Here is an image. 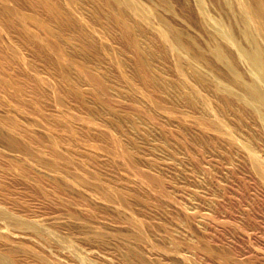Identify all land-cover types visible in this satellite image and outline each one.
<instances>
[{"label": "bare ground", "instance_id": "6f19581e", "mask_svg": "<svg viewBox=\"0 0 264 264\" xmlns=\"http://www.w3.org/2000/svg\"><path fill=\"white\" fill-rule=\"evenodd\" d=\"M0 98L2 102L6 101L0 106V152L6 158L3 157L5 161L10 160V164L7 163L9 161L6 162L9 165L3 160L7 167L2 162L5 170L0 169V264H197L201 262L200 259L199 262L195 259L194 263L192 259L196 258L195 254H189L184 248L190 243L184 242V245L181 238L177 239L185 231L181 224L187 219L184 218L185 221L180 224L182 227L178 225L181 221L178 224L172 221L178 214H181L180 217L184 215L187 218L192 216L191 220L196 219V211L200 207H195L197 203H190L189 206L194 205L193 210L198 209L194 212L197 215L193 216V211L189 210L192 212L190 213L185 209L189 204L187 200L188 204H183L185 207L180 205L186 196L183 198L182 195L181 200L174 199L178 200V205L170 197V192V196L167 193L165 196L159 194L162 184L159 185L158 179L161 176L164 177L163 180L166 179L163 188H167V191L181 182L176 179V174L181 173V159L189 155L182 150L184 144L178 148V140L184 138L194 149L205 148L204 152H211L216 146L227 148V152L230 149L231 154L234 153L232 150L239 152L242 156L236 153L239 156L236 157V162L232 161L235 154L232 155L233 158L228 154L233 165L240 161L239 158H243L242 164L248 168L247 172L254 173V177L257 176L262 181L261 185H264V0H0ZM166 126L168 129L176 128L182 138L176 139L175 133L173 135ZM188 146L186 145V150L191 148ZM218 151L216 152L220 154ZM204 152L202 151V155L205 156ZM207 154L212 156L213 153ZM224 158L228 160L227 156ZM222 160L218 159L216 162ZM129 162L136 163L135 166L142 165V168L148 167L147 172L153 175H150L152 179L143 177L145 173L140 175L141 169L139 175L135 173L132 169L134 166ZM203 162L199 164L197 160L199 165L195 167L196 170L201 171L207 167V162ZM233 165H230L231 168ZM243 165L241 167L244 168ZM187 168L180 170L185 172ZM236 168L227 172L233 174ZM207 169L209 168L206 171ZM210 169L213 170L212 166ZM204 171L201 173L204 174ZM239 171L241 172L240 169ZM208 173L206 175L209 176ZM215 173L211 176L217 177L220 174L214 175ZM6 174L21 179V185L33 182L32 184L40 187L33 185V188L41 191L46 189L44 183L48 179L46 184L51 185L59 199L61 194L70 195V201L74 199L72 203L75 201L78 210L72 207L69 200L62 201H69V209L74 208L79 212V217L73 216L71 210L74 218L70 219L68 207L67 211L62 210L65 212L62 216L63 213L58 215V209L54 216L39 212V208L38 211L37 207L34 209L30 206L32 200L41 199L38 191L33 192L31 187L32 193L39 196V199L31 198L32 200L27 199L24 194H16L9 185L19 184L16 183L17 180L6 183ZM183 174L186 176L187 173ZM183 174V178L189 177H184ZM203 174L197 175L196 180H201L200 176ZM220 175L217 180H221ZM11 176L9 177L12 179ZM193 177L192 181L195 179ZM205 178L204 176L202 179ZM252 178L250 179L255 184H259ZM176 180L179 183L173 185ZM209 181H212L210 177ZM203 183L205 182L202 185ZM213 183L215 182L212 181L211 184ZM179 186L177 188H181ZM157 187L160 188L157 190ZM197 187L199 186L196 185ZM204 187L200 185V188ZM250 188L248 187L249 191ZM217 189L214 186L212 190ZM226 189L227 192L233 191H228L230 187ZM192 190L189 191L193 193ZM182 191L186 190L182 188ZM197 192L199 197L201 193H198L201 191ZM50 193L52 194L51 190ZM246 194L249 195L247 192ZM52 195L54 199L55 196ZM191 195L196 197L195 193L194 196ZM245 197L243 199L247 198ZM251 198L249 199L252 200ZM157 201L160 206L162 204L165 208L178 212L172 220L168 213L162 211L174 225V228L168 225V229L176 230L178 236L172 237V234L159 232L162 228H158V231L157 228L153 229L151 226L154 222L150 223L152 221L148 222L151 226H144L147 223L143 222L144 219L147 220L145 217L151 220L152 214L159 209L155 210ZM224 201L226 200L223 199ZM200 202L201 200L198 205ZM205 202L202 201L201 204ZM56 205L59 206L60 203ZM223 205L222 209L225 207ZM233 205L235 204L231 206ZM164 206L160 208L163 210ZM105 209L109 214L107 211L105 213ZM241 209L245 212L244 208ZM97 210L107 216L111 214L106 218L112 223L125 219L122 224L119 221L110 226L106 224L109 229L121 227V231L127 232L126 236L118 235L115 241L116 244L119 242L122 249L119 248L124 252L116 250L118 247L110 252L94 249L91 242H88L91 239H87L90 236L86 235V238L85 231L79 230L85 236L81 237L82 234L77 231L79 227L88 226L91 229L89 231L94 232L93 235H107L106 231H100L101 223L105 222L100 219V211L99 217L94 215L93 211ZM221 212L220 209L219 213ZM227 214L229 215L228 211ZM243 214L239 213L238 217L240 215L241 218ZM233 215L237 216V213ZM234 216L233 219H236ZM198 222L200 221L193 220L192 223L202 229L204 225ZM118 223L121 224L120 227ZM158 223L160 225L156 226ZM158 223H155L156 227L161 226V222ZM208 223H212L213 227L216 222L214 220V223ZM190 225L193 229V225ZM165 226L163 225V231ZM209 227H206L207 230ZM87 228L85 230L89 232ZM103 228L105 230L106 227ZM109 229L107 230L110 231ZM185 229L192 231L186 227ZM230 230L232 232L229 228V235L225 234L228 237L231 236ZM197 231L202 232L200 229ZM224 231L223 235L228 233V230ZM110 233L115 238L112 231ZM196 233V240H199L200 233ZM186 235L192 239L187 240ZM181 236L193 243L194 236L189 232ZM209 237L211 238L210 235ZM157 240L162 242L161 244L159 241L161 246ZM202 244L204 246L203 241ZM20 247H27L26 250L31 249L32 252L29 250L27 253L20 250ZM191 247H188V251ZM196 247L198 245L192 248L195 250ZM231 249L233 254L235 248ZM222 260H225L224 257L219 261ZM239 260L241 258L236 261ZM236 261L235 264H242L243 259L241 262Z\"/></svg>", "mask_w": 264, "mask_h": 264}, {"label": "rangeland", "instance_id": "374dc122", "mask_svg": "<svg viewBox=\"0 0 264 264\" xmlns=\"http://www.w3.org/2000/svg\"><path fill=\"white\" fill-rule=\"evenodd\" d=\"M0 101L2 102V99H1V98H0ZM3 101H4V100H3ZM5 102H6V101H5ZM5 102H2V103L0 104V106H2L3 103H5ZM166 127H167V126H166ZM168 128H169V127H167V130H169L173 135H174V133H175V136H174V137H175L176 139H177V138H178V139H179V138H182V136H181L180 134L178 135L179 132H178V130H177L176 128H174V127H173V128H170L171 130L168 129ZM172 129H173V130H172ZM174 129H175L177 132H176ZM172 131H173V132H172ZM180 136H181V137H180ZM182 139L185 140V142H183ZM182 139L178 140V141H180V142L182 141L181 143L179 142L178 148H181L182 146L180 147V145H183V144H184L185 146H183L184 149L182 148V150H185L186 152H188V153H186V154H189L190 156H189V155H188V156H185L184 153H182V155L185 156V158L182 156L183 158H182L181 160H182L183 162L181 161L180 164H179V166H180V167H179V171H180L181 173H179L178 175L176 174V176H177L176 179L179 180V182L181 181L180 183H181L182 185H181L179 182H177V180H176L175 182L173 181V185H175V183L177 182V183H179L178 186L180 185L181 188H177V187H178L177 185H175L176 187L172 185V186H173L172 189L175 190V191H173L171 188H168V191H167V188H165V189L163 188V185H164V187H165L166 179L163 180L162 178H164V177H162V176H161V178H160V176H159V178H160L161 180L158 179L157 176H154V178H155L156 180L158 179V181H159V185L162 184V190H163V191L161 190L160 187H157V190H158V188H160L159 190H160L161 193H159V194H162L163 196H165L164 194H166V193H167V194H166L167 196H170V195L172 194L170 197H171L173 200L176 199V198L180 199L181 197H183L182 195H184L183 198H185V196H186V199H182V200L180 199L183 203L179 200V201L181 202L180 205H182L181 207H185V206L189 203V204L185 207V209L187 208L188 211L191 210V211H193V213H194V212H195L196 210H198V209L196 208V210H193L192 207L194 208V205H192V204H196V203H197V204L195 205V207H200V208H199V211H200V212H199V211H196L198 215L195 214V213H194V214H191V215H193V216H194V215H195V216L197 215V216H196V219H193V220H194V222H196V220H197V221H200V222H198V223L204 225V226H202V229H203V230H202L201 228H198L194 223H192L193 220L190 219V218H193L192 216H190V218H187V217H184V215H182V217H183V218H182V217H180L181 214L179 215L178 212H176V211L174 212V211H171L169 208H165V206L162 205L161 202H160L161 206H164V207H162V208H163V210H162V209L160 208L161 206H160L159 203H158L159 201H157L158 206L155 208V210H156L157 208H159L161 211H160L159 209H157V210L155 211L154 208H153V210L155 211V213H156V212H157V213H156V214L153 213L152 215H153V216H155V215L157 216V215H158V216H157V217H153V216H152V219L150 218L151 220H149V217H145V218H147V220H149V221H147L146 219L143 218V219H144L143 222H147L146 224H144V226H145V225H149L150 223H153V222H154V224H153L152 226H151V225H149V226L153 227V229H154V228H157V231H158L160 228H162V229H160V230H162V231L159 230V232H162V233H165V232H166V233L169 234V235L172 234V237H173V236H176V235L178 236V234H177L178 232H176V230L174 231V229H172V230L168 229V228H170V226L168 227V225H172V227H173V226H174L173 223L178 224V223H179L178 221H181L178 225H180L181 223H183L186 219H187L186 221H188V220L191 221V222H189V221L186 222V221H185L183 224H181V225L184 227L183 229L185 230V231H183V234H184V233L186 234V233L189 232V234H191L192 236H194L195 233H196V231L200 229L202 232L197 231V233H196V234H199V233L201 234V235L199 234V237H198L199 240H196V239H197V236H196V235H195L196 237H195V236L193 237V238H194L193 243L195 244V246L198 245V247H196V249H197V248H198V249H197V250H196V249L194 250L195 246H194V244L192 243V241L189 242V241H186V240H185L186 238H187V240L191 238L189 235H186L187 237L184 238V239H182V238L185 237V236H181V235H183V234L181 233V235L179 234L180 237L178 236L177 239L181 238L180 240H181V242H183L184 245H185V243H190L191 246L194 247V248H192V247L190 246V244H189V245L187 244V245H186L187 247H184V246H183L189 254H192V255L195 254V257H196V258H193V259H192V261H193L194 263H195V261H194L195 259H196L197 262H199L198 260L200 259L201 262H199V263H197V264H201V263H202V264H207V262H209L210 264H212V263L215 264V261L217 262V264H218L219 262H221V264H225V263H226V264H232V263L235 264V261L238 260V258H239V259L241 258V260H239L240 262L242 261V259H243V261L246 260V261H244V262L247 263V264H264V218H263V216H264V215H263V213H264V193H263V192H264V185H261V182H262V181L260 182V179H259L257 176L254 177V175H255L254 173H253V174H254V175H253L251 172H250L251 174H249V172H247V171H249V170H248V168H247L245 165H243V164H244V163H243V158H239L240 161H242V162H240V161H239V162H240L241 164L243 163L242 165H243L244 168L247 169V170H245L243 167H241L242 165L240 166V163H239V162H237V164L234 163V165H233L232 161H233V162H236L235 159H237V161H238V158H236V157H239V156L241 155V154H239V152H238V153L236 152V153L239 155V156H237L236 153H235V151L232 150V152H234V153L231 154V152H230L231 150L228 149V152H227V148H224V147L216 146V149L214 148L215 150L213 149L214 151L212 150L211 152H210V151H209V152H207V151L204 152V151H205V148H203L204 150H202V149L200 148V150H202L204 153H206V155L204 156V154L202 155V151L200 152L199 147H196V148L194 149V148H192L193 146H191L190 143H189L186 139H184V138H182ZM0 141H1V139H0ZM186 142H188L189 144L186 143ZM186 145H189L188 148H190V147L192 148V149L190 148L191 151H190V149H188L189 151L186 150V149H187ZM220 148H222V149L224 148V149L221 150ZM192 150H193L194 152H192ZM195 150H197L198 153H197V152L195 153ZM218 150H220L221 152L223 151V152L221 153V152L218 151ZM225 150H226V152H224ZM216 151H218L221 155L218 154ZM189 152H191L193 155H192L191 153H189ZM215 152H216V153H215ZM207 153H209V154L213 153V154H212V156H209ZM223 153H225V154H223ZM229 153H230V154H229ZM195 154H197L198 156L196 155V157L194 158ZM222 154L225 155V156H222ZM228 154L230 155V157H231L232 155H234V154H235L236 156L234 155V159L231 161V159L229 158ZM1 155H3V154L0 152V157H2V158H0V159L2 160V161H0V162H1L0 166L4 164L3 160L5 161V159H6L4 156H1ZM200 155H201V156H200ZM202 156H203V159L201 158ZM226 156H227V159H228V160L230 159L229 161H228V160L226 161V158H224V157H226ZM241 156H242V155H241ZM241 156H240V157H241ZM3 157H4L5 159H4ZM197 157L200 158V160H199ZM205 157H206V158H205ZM221 157H222V159L224 160V162H222L223 160L220 159ZM189 158H191V160H189ZM193 158H194V159H193ZM204 158H205V159H204ZM214 158H215V159H214ZM231 158H233V156H232ZM201 159H202V161H201ZM206 159H207V161H206ZM216 159H217V160H218V159H219V160H222V161H220V162H222V163H220L219 161H218V163H217V162H216V161H217ZM184 160H185V162H186V160H187L188 164L190 163L189 165H190V166L192 165L194 168H193L192 166H191L192 168L189 167L188 164H187V162L185 163ZM195 160H196V161H195ZM197 160H198L199 164H200L201 162H203V160H204V162H203L204 164L207 162V163L205 164L207 167H206V166H204V167L209 168V169H207L208 171H206V168H203V170H205V171H204V172H205L204 174L201 173V171L203 172V170H201V171L196 170L195 167H198L197 165H199V164L196 163ZM214 160H215V163H217V164L214 163ZM234 160H235V161H234ZM7 161H9V162H7ZM194 161H195V162H194ZM212 161H213V162H212ZM2 162H3V164H2ZM6 162L10 164V160H6L5 163H6ZM11 162H12V161H11ZM209 162H212L213 165L210 164ZM225 162H226V163H225ZM227 162H228V163H227ZM229 162H230V163H229ZM7 163H6V165H9V164H7ZM129 163H131V166H132V165L134 166V168L132 167V169H133V170L135 171V173H137L138 175H139L140 169H141V173H140V175L142 174V176H143L144 173H145V174H146V173L149 174V175H147V174L145 175V174H144L143 177H145V178L148 177L147 179L150 180V178H151L150 175H151V174L148 173L149 171L147 172L148 167H147V168L145 167V168H146V169H145V168H142V167H143L142 165L138 166L139 164H137V166H135L136 163H133V162H129ZM183 163H184L185 165L187 164L186 166L189 167V168H187L185 165L183 166ZM193 163H195V164L193 165ZM219 163H220V164H219ZM224 163H225V164H224ZM134 164H135V165H134ZM181 164H182V165H181ZM214 164L217 165V166H215ZM218 164H219V165H222V167L220 168V166H219ZM4 165H5V164H4ZM4 165H3L2 167H0V169L2 168L1 170H5ZM6 165H5V167H7ZM202 165H203V164H202ZM225 165H226V166H225ZM230 165H233V168H231L232 166H230ZM235 165H236V166H235ZM141 166H142V167H141ZM209 166H210V167L212 166V169H213V170H211ZM223 166H225V167H223ZM229 166H230V167H229ZM234 166H235V167H234ZM238 166H239L240 168H239ZM137 167H139V169H138ZM140 167H141V168H140ZM202 167H203V166H202ZM213 167H214V168H213ZM216 167L220 168L221 171H219L218 168L215 169ZM227 167H228V168H227ZM236 167H237V168H236ZM3 168H4V169H3ZM136 168H137L138 170H136ZM185 168L188 169V170H186V171H188L191 175L188 174V172H186V171L183 172V171L180 170V169L185 170ZM190 168H191L192 171H190ZM223 168H225L226 171H225ZM226 168H227V169H226ZM230 168H231V169H230ZM234 168H236L235 171H234L236 174H235L234 172H232V173L234 174V175H233V174H231V172H227L229 169H230L229 171H233L232 169H234ZM241 168H242V169H241ZM142 169L145 170V171L143 172ZM193 169H194V170H193ZM237 169H238V170H237ZM239 169L241 170V172L239 171ZM243 169H244V170H243ZM210 170H211V172L213 171V173H215L214 170H216V173H217V174H219V172H220L221 175H220V174H219V175H220V179H221V180H217V179H219V177H218L219 175H217L216 173H215L214 175H217L218 178H217V177H213V176H211L213 173H211V172L208 173ZM217 170H218V171H217ZM223 170H224V172H222ZM137 171H138V172H137ZM196 171H197V172H196ZM142 172H143V173H142ZM226 172H227V173H226ZM239 172H240V173H239ZM183 173H187L186 176L189 175L190 178H189V177H187V178H183V176H182ZM198 173H200V174H198ZM207 173L209 174V176L206 175ZM228 173H230L231 175L228 174ZM247 173H248V174H247ZM180 174H181V175H180ZM201 174H203V176H200V177H201V180H203V181L205 182V183H203V185H204V186L206 185L207 187H206V186L204 187V186L202 185V182H203V181H201L199 178H197V180H196V177H198L197 175H201ZM222 174H223V175H222ZM224 174H226V175H224ZM6 175H8V174H6ZM6 175H5V176H6ZM183 175H184V177H186L185 174H183ZM192 175H194V177H193ZM227 175H228V176H227ZM250 175H252V176H251V177H253L252 179L255 178L256 183L259 182V184H258V183L255 184L254 180H251V179H250V178H251ZM9 176H11V175L6 176V177H8V179L4 177V178L6 179V180H5L6 183H9V184H10L11 182H9V181H12V183H14L13 180H17L16 183H18V184L20 185V187H18L19 185L16 186L17 184H15V183L12 184L11 186L8 184L9 187H12V190H13V188H14V191H16V194H18V193H19L20 195H23V194H24L25 197L27 196V197H26L27 199H29V198H30V199H31V198H32V199H33V198L39 199V196L36 195L37 193H32V191L30 190L31 187H32V190H33V189L35 190V191L33 190V192H36V190H37V191H38V194L41 195V196L43 197V198L41 197L42 200L39 199V200H37V201H33V200L31 199L35 204L37 203L36 205H35L34 203H32V201L30 200V201H31L30 206H31V207H34V209H35V207H37V208H36L37 210H38V208H39V210H40V211L38 210L39 212H41V213L46 212V213H47L46 215H51V216H52V215L54 216V213L56 214V213L59 212L58 215H59L60 213H63V214H61V216H62V215H64V213H65V212L62 211V210L65 209V211H67V210L69 209V206H68V205H70V204H69V201H70V200H69L68 197H69L70 195H68V194H67V195H63V194H61L62 197H60L61 199H59V196H57L56 193H54V192L52 191L51 185L46 184L48 179L46 180V178H45L46 181L44 180V181H45L44 184L46 185V189H42V191H41V190L38 189V188H40V187H38V185H36V184H32L33 182H32V183L30 182L31 184H29L28 181H25L26 183H28V184H27L28 186L23 184V183H25V182H22V184L25 186V189H24V186L21 185V182H20L21 179L18 180V179H17L16 177H14V176H11V177H12V179H11ZM151 176L153 177V175H151ZM204 176L206 177L205 179H208V180L202 179V178H204ZM207 176H208V178H207ZM224 176H225V177H224ZM232 176H233V177L235 176L236 179L233 178ZM237 176H238V178H237ZM156 177H157V178H156ZM178 177H181V178L179 179ZM192 177H193V179L195 178L194 180L198 181V179H199L201 182L198 181L199 183L197 184V182L195 181L196 184L194 185L195 182H194V180L192 181ZM209 177H210V179H212L213 182H215V183H213V185L211 184L212 181H211V182L209 181ZM211 177H212V178H211ZM221 177H222V178H221ZM223 177H224V178H223ZM226 177H227V180H226ZM231 177H232V179H230ZM213 178H214V180H213ZM215 178H216V179H215ZM239 178H241V180H240ZM9 179H10V180H9ZM42 179H44V178H42ZM151 179H152V178H151ZM183 179H186V182H188V184L185 182V180L183 181ZM188 179H190V180H188ZM229 179H230V181H231L232 183H230ZM234 179H235V180H234ZM238 179H239V180H238ZM256 179H258V181H257ZM22 180H23V179H22ZM187 180H188V181H187ZM215 180H216V181H215ZM225 180H226L227 182H228V181H229V182L227 183ZM237 180L239 181L240 184L237 183V185H236V181H237ZM23 181H24V180H23ZM160 181H162V182L160 183ZM191 181H192V182H191ZM206 181H207V182H206ZM218 181H221L223 184H222L221 182L219 183ZM234 181H235V182H234ZM182 182H183V183H182ZM189 182H191V183L193 184L192 187H191V184H190ZM26 183H25V184H26ZM49 183H50V181H49ZM177 183H176V184H177ZM185 183H186V184H185ZM200 183H201V184H200ZM206 183H207V184H206ZM209 183H210V184H209ZM217 183H218V184H217ZM234 183H235V184H234ZM199 184L201 185V187H204L205 191H204L203 188H200V185H199ZM214 184H215V185H214ZM216 184H217V185H216ZM227 184H228V185H227ZM230 184H231V186H233L232 188H231ZM238 184H239V185H238ZM262 184H264V183H262ZM29 185H30V186H29ZM33 185H34L35 187H38V188H37V189H36V188H33V187H34ZM189 185H190V186H189ZM196 185L199 186V187L196 188ZM222 185H223V186H222ZM249 185L251 186V188H250ZM26 186H27V188H26ZM47 186H48L49 188H48ZM180 186H179V187H180ZM194 186H195V188H194ZM214 186H215V189L218 188L216 191H215V190H212V189H214ZM221 186H222V188H221ZM228 186L230 187V189H229ZM234 186H235V187H234ZM259 186H261V187L263 186V187H262L263 191H262L261 187H259ZM15 187H16V188H15ZM22 187H23V188H22ZM219 187H220V188H219ZM225 187H226L227 189H229L228 191H231V189H232L233 191H231V192H227V191H225V189H226ZM248 187L250 188V191L248 190ZM17 188H18V190H16ZM28 188H29V191H30V192L27 191ZM47 188H48V191H47ZM50 188H51V189H50ZM182 188H183V190H186V191H182ZM192 188H193V190H192ZM199 188H200V190H199ZM210 188H211V189H210ZM236 188H238V189H236ZM252 188H253V189H252ZM22 189H24V190H26V191H24V190H22ZM49 189L51 190L52 194H54V196H55L54 199H55L56 197L58 198V199L56 198L57 200H56V199H55V200L53 199V197H52L53 195L50 193V190H49ZM170 189H171L173 192H172ZM178 189H179V190H178ZM194 189H195V191L198 189V190H197L198 192L201 191V192H199V193L196 191V192L198 193V195L201 193V195H200L199 197L197 196L196 192H194ZM209 189L211 190V192H210ZM222 189H224V190H222ZM227 189H226V190H227ZM234 189H235L236 191H234ZM19 190H21V191H20V192H17V191H19ZM189 190H192L193 193H192L191 191H189ZM246 190H247V191H246ZM39 191H40V192H39ZM164 191H167V192L164 193ZM179 191H180V192H179ZM208 191H209V192H208ZM23 192H26V193H23ZM41 192H42V193L45 192V193H43V194H45V195H47V196L44 197L45 195H42ZM47 192H49V195L47 194ZM169 192H170L171 194H170ZM176 192H177V194L182 193V192H184L185 194L182 193V194L177 195ZM205 192H206L207 195H206V194H202V193H205ZM218 192H219V193H218ZM221 192L223 193V196L225 195L224 198H223ZM224 192H225V193L227 192L226 194L229 193V195L226 196V194H224ZM238 192H239L240 194H242V195H239ZM246 192L249 193L248 196H246V195H247ZM251 192H252V193H251ZM29 193H30V194H34L36 197H35L34 195H30ZM168 193H169L170 195H169ZM189 193L193 194V196H194V193H195V196H196V197L193 198L192 195L189 194ZM208 193H209L210 200L208 199L209 197H207V196H208ZM220 193H221V194H220ZM231 193H232V194H231ZM244 193H245L246 195H245ZM19 194H18V195H19ZM26 194H28V195H26ZM50 194H51L52 196H51ZM65 194H66V193H65ZM233 194H234V195H233ZM237 194H238V195H237ZM187 195H188V196H187ZM202 195H203V196H202ZM204 195H205V197H204ZM250 195H251V196H250ZM252 195H253V196H252ZM32 196H34V197H32ZM63 196H64L65 198H64ZM172 196H173V197H172ZM178 196H180V197H178ZM189 196L192 197L193 199H192V198H189ZM201 196H202V198H200ZM228 196H230V197H228ZM242 196H244V197L246 196L247 198L245 197L246 199H243L244 197H242ZM37 197H38V198H37ZM66 197H67V199H66ZM174 197H175V198H174ZM225 197H226V199H225ZM241 197H242V198H241ZM251 197H252V198H251ZM45 198H46V199H45ZM47 198H48L49 200H48ZM51 198H52V199H51ZM71 198H72V197L70 196V199H71ZM195 198H196V200H194ZM198 198H199V200H201V202L199 203V205L202 203V201H203V202H205V201H207V202L210 201V202H209L208 204H207V202H205L207 205H205V203H203L204 205L201 204V205L199 206V205H198V202H199ZM203 198H207V200H206V199H203ZM227 198H229L230 200L227 199ZM240 198H241V200H243V201H241ZM249 198H251L252 200H250ZM43 199H44V201H43ZM63 199H65V200H69V201L66 202V201L64 200L65 203H63V201H62ZM189 199H190L191 201L194 200V202H190ZM202 199H203V200H202ZM220 199H221V200H220ZM223 199L226 200V201L223 202ZM247 199H248V201H247ZM40 200H41V201H40ZM45 200H46V202H45ZM50 200H52V201H50ZM58 200H59V201L61 200L62 202H59ZM73 200H74V199H72V200L70 201V203L73 204L72 207H74V208H76V210H78V209H77L78 206L75 207V206H76V205L74 204L75 201L72 203ZM183 200H184V201H183ZM186 200H187L188 203L186 202ZM197 200H198V202H197ZM228 200H229V201H228ZM239 200H240V202H239ZM28 201H29V200H28ZM55 201H57L56 204L58 203V205H59V203H60L61 206H63V205L65 204V205H66V206L64 205L65 208H63L64 206H63V207H59L60 205H59V206H57L56 204L54 205ZM174 201H175V200H174ZM177 201H178V200H177ZM177 201H175V203H176ZM220 201L222 202L221 204H220ZM246 201L248 202L249 205L247 204ZM52 202H53V203H52ZM211 202H212V203H211ZM225 202H226V203H225ZM228 202H229V203H228ZM231 202H232V203H231ZM241 202H242V203H241ZM29 203H30V202H29ZM62 203H63V204H62ZM66 203H67V204H66ZM190 203H192V204H191L192 206H189ZM227 203H228V205H230V206H228ZM176 204L179 205V202H177ZM183 204H184L185 206H184ZM209 204H210V206H209ZM211 204H212V205H211ZM216 204H217V206H216ZM218 204L220 205V207H218V206H219ZM223 204L225 205V207H224ZM232 204H235L236 206L233 205V207H232V206H231ZM237 204H238V205H237ZM240 204H241V205H240ZM245 204L248 205V206H246ZM32 205H33V206H32ZM197 205H198V206H197ZM222 205H223V207H224L223 209H224L225 211L221 208ZM239 205H240V206H239ZM55 206H56V207H55ZM201 206H202V207H201ZM205 206H206V207H205ZM213 206H214V207H213ZM234 206H235V207H234ZM57 207H58V208H57ZM67 207H68V208H67ZM70 207H71V206H70ZM188 207H189V208H188ZM209 207H210V208L212 207L211 209H213V210H211ZM215 207H216V208H215ZM226 207H228L229 209H227ZM236 207H237L238 209H236ZM61 208H62V209H61ZM66 208H67V210H66ZM74 208H71V210H72L73 213H74L73 216H78V215H79V212L77 213V212L75 211ZM164 208H165V209H164ZM201 208H202V211H201ZM204 208H205V209H204ZM217 208H220L221 211H222L223 213L225 212L224 215H223L222 212H221L222 214L219 213L220 209L217 210ZM234 208H235V210H234ZM241 208H244L245 212L242 211L243 209H241ZM57 209H58V210H57ZM60 209H61V212L59 211ZM73 209H74V210H73ZM167 209H168V210H167ZM214 209H216V211H215ZM226 209H227V210H226ZM230 209H231V210H230ZM239 209H241V210H239ZM56 210H57L58 212H57ZM71 210L69 209V211H67V212H71ZM229 210H230V212H229ZM233 210H234V212H233ZM74 211H75V212H74ZM98 211H100V210L93 211V213H94V215H96V216L99 217L98 214L101 212V215H100V219H101V220H102V219L105 220V219H107L109 216H111V214L108 215V216L105 214V213H107V212H108L107 214H109V211H107L106 209H105V213L102 212V211H100V212H98ZM106 211H107V212H106ZM154 211H151V212H154ZM158 211H159V212H158ZM162 211H165L166 214L168 213V215L170 216V217H169L170 219H172V220L175 219L174 221H172L173 223H172V222L169 220V218L167 217L168 215H166L165 212H162ZM191 211H189V212L192 213ZM211 211H213V212H211ZM227 211H228L229 215L227 214ZM231 211L233 212V214L237 213V216H236V215L234 216V215L232 214ZM235 211H236V212H235ZM237 211H238V212H237ZM95 212H96V214H95ZM160 212H162V213H160ZM198 212H199V213H198ZM201 212L204 213V214L206 213V215L202 214ZM216 212H218V213H216ZM241 212L244 213V214L241 215V218H240V215H239V217H238V214H239V213L242 214ZM50 213H51V214H50ZM73 213L71 212V215H70V213H68L70 216L67 214V217L69 216L70 219H73V218H74V217L72 216ZM75 213H76V215H75ZM102 213L105 214V215H103ZM212 213H214V214H212ZM230 213H231L232 215H231ZM260 213H261L262 215H261ZM77 214H78V215H77ZM159 214H160V215H159ZM174 214H176V216H177V214H178V216H179L180 218H179L178 216H177V218H179L180 220H177V218H174V217H176V216H174ZM208 214L213 215V216H210V215H209V216L211 217V218L209 219V218H208L209 216H207ZM65 215H66V214H65ZM163 215H164V216H163ZM221 215H223V216H221ZM257 215H258V216H257ZM71 216H72V217H71ZM103 216H105V217H103ZM106 216H107V218H106ZM162 216L164 217L165 220L163 219ZM203 216H204V217H203ZM229 216H230V217H229ZM233 216H234V218H236V219H233ZM260 216H261V217H260ZM78 217H79V216H78ZM78 217H75V219L78 220ZM161 217H162V218H161ZM171 217H172V218H171ZM198 217H200V218H198ZM201 217H203L204 219L201 218ZM64 218H65V216H64ZM155 218H156V219H155ZM157 218H159V220H157ZM160 218H161V220H160ZM167 218H168V219H167ZM173 218H174V219H173ZM181 218H182L183 220H181ZM184 218H185V220H184ZM205 218H206L207 220H206ZM238 218H239V220H237ZM75 219H74V221H76ZM153 219H154L155 221H154ZM202 219L205 220V222H204ZM213 219L215 220L216 223H214V220H213ZM104 220H102V222H105V223H104V224L101 223V224L104 225L103 227H106L107 229H109V228H110L109 226H110V225H113L114 222H115V224H116V223L119 221V223L122 224L123 220H125V219L122 218L121 220L119 219L118 221H113V223H112V221H111L110 219H107V222H106V220H105V221H104ZM108 220H109V221H108ZM145 220H146V221H145ZM156 220H157V221H156ZM211 220H212V221H211ZM234 220H236V222H235ZM150 221H152V222H150ZM158 221L161 222V226H160V227H156V226H159V225H160V224L158 223ZM163 221H164V222H163ZM166 221H167V222H166ZM169 221H170V222H169ZM182 221H183V222H182ZM201 221H202V222H201ZM206 221H207V222H206ZM208 221L213 222L214 225H215V224H218V225H215V226L213 225V227H212V223H211V225H209L210 223H208ZM108 222H109V223H108ZM148 222H150V223H148ZM168 222H169V223H168ZM218 222H219V223H218ZM119 223H118V227L121 226V224L119 225ZM155 223H156V224L158 223V225L155 226ZM162 223H163V224H162ZM170 223H172V224H170ZM185 223H186V225H184ZM187 223L192 224V225H193V229H192V226H191L190 224H187ZM205 223H207V224H205ZM77 224H78V223H75V225H77ZM106 224H107V225L109 224V226H107ZM115 224H114V225H115ZM142 224H143V223H142ZM165 224H167V225L165 226ZM219 224H220V225H219ZM222 224L225 226V228H223L224 226H223ZM102 225H101V227H102ZM163 225L165 226V231H163V230H164V229H163ZM181 225H180V226H181ZM187 225H190L191 228L188 227ZM194 225H195V226H194ZM221 225H222L223 227H222ZM116 226H117V225H116ZM154 226H155V227H154ZM182 226H181V227H182ZM209 226L212 227V228H210ZM217 226H218V227H217ZM220 226H221V228L219 229ZM252 226H253V227H252ZM78 227H79V226H78ZM78 227H76V229H77ZM87 227H88V226H87ZM87 227H85V228H83V227H79V229H78L77 231L79 232V234H82L81 237H85L86 235H87L88 237H89V236H90V237L92 236L91 238H90V237L87 238V236H86V238H87L88 240L91 239V240H89V241H88L86 238H85V239H86L89 243L91 242V245L93 246L94 249H97V248H98V250H99V251L101 250L102 252H110V251H113V250L115 251V249H116L117 247H118V249H116V250H118V251H120V250L122 249V248L119 246V244H118L119 242H117V244H116V242H115V241H117V238H118L117 236H118V235H119V237H121V236H123V235L126 236L125 234H126L127 232H126L125 230H124L125 232H124V231H121V230H123V229H121V227H120V228L117 227L118 229H115V230H113V229H109L110 231H108L106 228H105V230H104L103 227H102V228L100 227V231H102V232H105V231H106L105 234H107V235H103V233H102V235H101V233H100V234L97 233V234H98L97 236L95 235L96 233L94 234V235H95V236H94V235H93L94 232L92 233V231H89V230H91V229H89L90 227H88V228H87ZM166 227H167V228H166ZM185 227L188 228V229H190V230L192 229V231H189V230L185 229ZM204 227H205V228H204ZM206 227H209L208 230H207ZM226 227H227V228H226ZM228 227L232 229V232H231V230H230V232H231V233H230L231 236H229V237H228L227 235H225V234H228V235H229V228H228ZM86 228H87V230H88L89 232H87V231L85 230ZM115 228H116V227H115ZM158 228H159V229H158ZM173 228H174V227H173ZM194 228H196V229H194ZM215 228H216L217 230H215ZM222 228H223V229H222ZM233 228H234L235 230H234ZM102 229H103V230H102ZM167 229H168L170 232L173 231L174 233H173V232H171V233L169 232V233H168V230H167ZM204 229L206 230V232H205ZM224 229H226V230L224 231ZM236 229H237V230H236ZM79 230L82 231V232L85 231V232H84V233H85V236H84V233H81ZM116 230H117V231H116ZM118 230H120V231H118ZM155 230H156V229H155ZM166 230H167V231H166ZM193 230H194L195 233L193 232ZM195 230H196V231H195ZM212 230H213V231H212ZM227 230H228V231H227ZM233 230H234L236 233H235ZM111 231H112V233L115 235V238H114L113 235H111V233H110ZM187 231H188V232H187ZM214 231H215V233H213ZM218 231H219L220 233H219ZM221 231H222V232H221ZM223 231H224V232L227 231L228 233H224V235H223ZM86 232H87V233H86ZM90 232H91L92 234H91ZM107 232H108L109 234H108ZM119 232H120V233H119ZM121 232H124V233H121ZM175 232H176V234H175ZM190 232H191V233H190ZM207 232H208V233H207ZM233 232H234V233H233ZM239 232H240V235H238ZM192 233H193V234H192ZM202 233H205V234H202ZM210 233H211V234H210ZM242 233L245 234L246 236L243 235ZM120 234H121V235H120ZM122 234H123V235H122ZM174 234H175V235H174ZM206 234H207V235H206ZM208 234L211 236V238L209 237ZM236 234H237V235H236ZM202 235L206 236L207 238H205V237L202 236ZM212 235H213V236H212ZM242 235L245 236L244 239H243V236H242ZM93 236H94V238H93ZM188 236H189V237H188ZM127 237H128V236H127ZM113 238H114V239H113ZM208 238H209V239H208ZM241 238H242V239H241ZM93 239H95V240H93ZM191 239H192V238H191ZM191 239H190V240H191ZM245 239H246V240L248 239V241H246ZM250 239H252V240H250ZM180 240H179V242H180ZM182 240H183V241H182ZM184 240H185V241H184ZM208 240H209V242H208ZM244 240H245V241H244ZM249 240H250L251 242H249ZM113 241H114L115 243H114ZM159 241H160V240H157L158 243H159ZM194 241H195V242H194ZM197 241H198V243H197ZM202 241H203V243H204V246H203V244H202ZM205 241H206L210 246H207L208 244L206 245V242H205ZM92 242H94V243H93L94 245L92 244ZM184 242H185V243H184ZM245 242H246V243L248 242L247 245H246ZM252 242H254V243H252ZM160 243L162 244L161 241H160ZM160 243H159V245L161 246ZM199 243H200V246H199ZM244 243H245V244H244ZM249 243H250V244H249ZM180 244H182V243H180ZM196 244H197V245H196ZM251 244H252V245H251ZM201 245H202V247H201ZM245 245H246V246H245ZM94 246H95V247H94ZM205 246L208 247V248H205ZM119 247H120L121 249H120ZM188 247H191V248H190L191 250L188 251ZM203 247H204L205 249H204ZM220 247H221V248H220ZM222 247H223V248H222ZM229 247H230V248H229ZM233 247L235 248V249H234L235 251H233V254H234L235 256H233V254H231V251H232L231 248H233ZM17 248H18V247H17ZM26 248H27V247H26ZM26 248H25V247H22V248L20 247V250H23V251H25V252H27V253H29V250H30V252H32L31 249L28 248L29 250L27 251ZM112 248H113V249H112ZM114 248H115V249H114ZM119 249H120V250H119ZM199 249H200V250H199ZM220 249H221V252H219ZM223 249H225V251L228 252V253H226L225 251H223ZM230 249H231V250H230ZM237 249H238V250H237ZM123 250H124V249H123ZM229 250H230V251H229ZM118 251H117V252H118ZM124 251H125V250H124ZM124 251L121 250L120 253H122V252H124ZM191 251H192V252H191ZM194 251H197V252L195 253ZM198 251H199V252H198ZM222 251H223V252H222ZM237 251H238V252H237ZM200 252H201L202 254H201ZM203 252H204V253H203ZM218 252H219V253H218ZM234 252H235V253H234ZM197 253L200 254L202 257H201L200 255L197 256ZM216 253H218V254H217L218 257H219V254L221 253V254H220V258H218L219 260H221V257H222V258L224 257L225 260L219 261V260L217 259ZM236 253H238L239 255L236 254ZM203 254H204V255H203ZM222 254H224V256H223ZM228 254H229V255H228ZM230 254H231L232 256H230ZM225 255H227L228 257L230 256L231 258L229 257V258H230V259H229L227 256L225 257ZM237 255H238L239 257H238ZM204 256H205V257H204ZM215 256H216V258H215ZM236 256H237V257H236ZM193 257H194V256H193ZM199 257H200V258H199ZM203 257H204V260H205V261L207 260L206 262L203 261V259H202ZM234 257H235V259H232V258H234ZM197 258H198V259H197ZM206 258H207V259H206ZM226 258H228V260H226ZM201 259H202V260H201ZM216 259H217V260H216ZM231 259H232L233 261H230ZM234 260H235V261H234ZM202 261H203V262H202ZM212 261H214V262H212ZM218 261H219V262H218ZM223 261H224V262H223ZM239 261H236V262H239ZM243 261H242L241 263H242V264H245ZM222 262H223V263H222ZM195 264H196V263H195ZM219 264H220V263H219Z\"/></svg>", "mask_w": 264, "mask_h": 264}]
</instances>
